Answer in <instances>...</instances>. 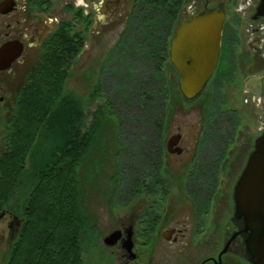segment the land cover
Masks as SVG:
<instances>
[{"label":"flooded vegetation","instance_id":"flooded-vegetation-1","mask_svg":"<svg viewBox=\"0 0 264 264\" xmlns=\"http://www.w3.org/2000/svg\"><path fill=\"white\" fill-rule=\"evenodd\" d=\"M54 2L0 0V47L13 43L20 49L0 69V111L8 116L0 119V158L6 153L9 117L37 74L34 68L47 45L81 42L83 48L88 35L97 34L93 29L98 23V34L116 36L110 52L119 48L127 55L135 42L156 45L162 74L170 78L163 67L171 68L179 89L180 74L170 62L177 30L200 15L219 12L222 30L216 66L200 93L188 100L206 92L208 118L173 122L164 110L160 119L147 120L143 180H134L147 196L149 213L143 216L141 231L121 224L117 228L121 239L114 248L120 251L121 264H132L138 259L136 237L155 239L160 227L167 251L180 264H252L244 218L236 216L234 188L264 131V0H67L58 9ZM178 174L183 175L178 195L183 190L188 202L185 211L175 215L166 202L169 176ZM231 174L237 177L223 187L222 177ZM4 220L10 250L22 219L3 207L0 222ZM127 233L136 256L131 261H126L122 248ZM195 236L207 246L202 256L203 251L193 247Z\"/></svg>","mask_w":264,"mask_h":264},{"label":"trees","instance_id":"trees-1","mask_svg":"<svg viewBox=\"0 0 264 264\" xmlns=\"http://www.w3.org/2000/svg\"><path fill=\"white\" fill-rule=\"evenodd\" d=\"M135 44L130 48L131 57L135 60L139 53L153 63L150 75L142 76L146 83H137L136 104L140 109L157 106L154 118L160 119L168 93L157 46ZM81 49V42L47 45L34 68L37 74L9 117V133L3 142L6 153L0 158V208L7 207L21 218L22 226L5 264H83L84 236L92 243L96 234L82 205L78 171L92 153L104 151L100 131L105 116L97 109L87 125L80 100L64 93V83ZM127 55L120 49L114 57L118 61ZM120 74L124 84L138 80L130 65ZM155 83L159 85L156 91L150 88ZM121 93L126 95L125 90ZM93 167L89 164V169ZM90 175L85 179L90 180ZM20 184L24 187L18 189Z\"/></svg>","mask_w":264,"mask_h":264},{"label":"rangeland","instance_id":"rangeland-1","mask_svg":"<svg viewBox=\"0 0 264 264\" xmlns=\"http://www.w3.org/2000/svg\"><path fill=\"white\" fill-rule=\"evenodd\" d=\"M54 1L58 9L67 0ZM99 27L97 23L93 29L94 32L97 31V34L88 35L87 42L73 61L64 83V93L80 100L87 117V125L91 123L95 110H102L105 116L100 131L104 151L102 154L92 153L78 171L80 190L83 192L82 205L90 224L95 226L96 231L92 243L84 236L83 264H121L119 249L106 247L102 240L123 223L127 226L132 224L137 232L145 227L142 221L145 213H149V203L142 188L135 187L134 179L143 180L140 169L145 166L143 152L145 141H147V120L158 119L154 118L158 109L155 105L140 109L136 104L135 91L140 92L137 83L143 84L142 76L150 75L153 63L147 62V58L141 57L139 53L134 60V57L130 55L131 50L129 55L122 56L121 60L117 61L115 57L112 59V55L120 50L117 48V52L116 49L110 52L116 36L109 33H103L101 36L100 33L98 34ZM134 46H136L135 43ZM128 65L133 66L138 80L134 78L131 82L125 78V84H129L126 86L120 79L122 76L119 73ZM165 66L163 69L170 78H166L168 98L164 107L166 113L164 110L162 113L164 112L166 118L173 122L190 119L205 121L209 111L207 93L203 92L192 101L183 98L177 86L178 79L171 73V68ZM121 83L124 84L121 85L122 88L119 86ZM98 84L101 85L99 90L96 89ZM155 84L150 85L154 91L159 86ZM121 90H125L126 95L122 94ZM94 92L95 95L92 96ZM0 119L7 120L8 116L0 111ZM252 144L253 142L250 143L251 146ZM249 149L250 147L247 152ZM89 164L94 167L89 169ZM87 173L92 174L90 180L85 179ZM236 177L237 175L232 174L222 177V180L224 178L222 186H226L228 181L233 182ZM169 178L172 179V184L169 188L166 207L168 210H173V214L180 215L187 207L185 202H188L182 193L183 190L179 191L181 196L177 191L179 181H183V175H170ZM113 191H115L114 195L111 194ZM154 209L158 211L157 207ZM6 221L0 222V264L6 263L9 253ZM160 231V227H156L157 237L152 240L143 235L136 237L134 250L138 254V259L132 264H180V261L175 260V255L167 251L169 248L161 238ZM193 241L195 243L193 247L197 246V249L203 251L200 256L204 255L207 249L205 241L200 240L199 236H195Z\"/></svg>","mask_w":264,"mask_h":264},{"label":"water","instance_id":"water-1","mask_svg":"<svg viewBox=\"0 0 264 264\" xmlns=\"http://www.w3.org/2000/svg\"><path fill=\"white\" fill-rule=\"evenodd\" d=\"M222 18L219 12H208L180 26L171 42L170 62L180 74L179 91L191 100L195 98L212 74L219 55ZM0 47V69L6 68L20 53L17 45ZM237 217H243L245 244L252 264H264V131L255 140L254 150L234 188ZM121 239L119 229L106 235L102 242L114 247ZM122 248L127 260L136 256L127 233Z\"/></svg>","mask_w":264,"mask_h":264}]
</instances>
